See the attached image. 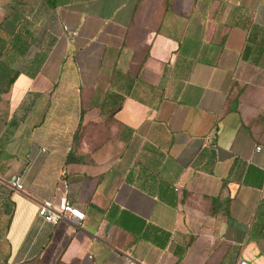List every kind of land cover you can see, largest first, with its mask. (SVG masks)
Returning a JSON list of instances; mask_svg holds the SVG:
<instances>
[{
	"label": "crops",
	"instance_id": "obj_1",
	"mask_svg": "<svg viewBox=\"0 0 264 264\" xmlns=\"http://www.w3.org/2000/svg\"><path fill=\"white\" fill-rule=\"evenodd\" d=\"M0 256L264 264V0H0Z\"/></svg>",
	"mask_w": 264,
	"mask_h": 264
},
{
	"label": "built area",
	"instance_id": "obj_2",
	"mask_svg": "<svg viewBox=\"0 0 264 264\" xmlns=\"http://www.w3.org/2000/svg\"><path fill=\"white\" fill-rule=\"evenodd\" d=\"M63 31L67 33L70 37L76 35L73 31H69L67 27H63ZM257 151L259 149H256ZM65 173L61 171L63 176ZM6 185L9 186L16 192H23V184L20 176H12L7 180ZM67 187L64 183V191L62 195L56 200H44L38 202L37 215L44 222L50 224H57L60 221L68 222L74 226H79L84 220V213L68 199ZM2 258L0 256V263ZM125 264H138L132 259H128ZM240 264H245L244 262Z\"/></svg>",
	"mask_w": 264,
	"mask_h": 264
}]
</instances>
